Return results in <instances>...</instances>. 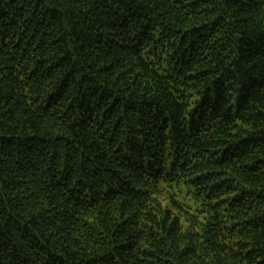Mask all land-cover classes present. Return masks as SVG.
Returning <instances> with one entry per match:
<instances>
[{
    "label": "trees",
    "instance_id": "obj_1",
    "mask_svg": "<svg viewBox=\"0 0 264 264\" xmlns=\"http://www.w3.org/2000/svg\"><path fill=\"white\" fill-rule=\"evenodd\" d=\"M0 264H264V0H0Z\"/></svg>",
    "mask_w": 264,
    "mask_h": 264
},
{
    "label": "rangeland",
    "instance_id": "obj_2",
    "mask_svg": "<svg viewBox=\"0 0 264 264\" xmlns=\"http://www.w3.org/2000/svg\"><path fill=\"white\" fill-rule=\"evenodd\" d=\"M184 195H182L181 197H180V199L181 200H183L184 202H186L187 204H193L194 203V201H193V199H191V197H193V196H191L190 194L189 195H187V197H186V193L188 192V186L187 185H185L184 186ZM197 205V204H196Z\"/></svg>",
    "mask_w": 264,
    "mask_h": 264
}]
</instances>
